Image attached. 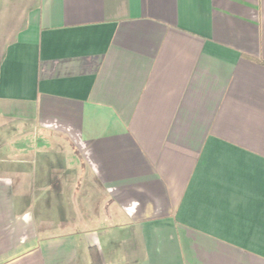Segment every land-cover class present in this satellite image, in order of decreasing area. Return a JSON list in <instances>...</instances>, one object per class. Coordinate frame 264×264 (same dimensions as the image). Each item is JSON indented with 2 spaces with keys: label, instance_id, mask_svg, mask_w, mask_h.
Segmentation results:
<instances>
[{
  "label": "crops",
  "instance_id": "0c3cea01",
  "mask_svg": "<svg viewBox=\"0 0 264 264\" xmlns=\"http://www.w3.org/2000/svg\"><path fill=\"white\" fill-rule=\"evenodd\" d=\"M0 264H264V0H0Z\"/></svg>",
  "mask_w": 264,
  "mask_h": 264
},
{
  "label": "trees",
  "instance_id": "16d2710c",
  "mask_svg": "<svg viewBox=\"0 0 264 264\" xmlns=\"http://www.w3.org/2000/svg\"><path fill=\"white\" fill-rule=\"evenodd\" d=\"M91 255H92V263H93L96 260V255L93 250L91 251Z\"/></svg>",
  "mask_w": 264,
  "mask_h": 264
}]
</instances>
